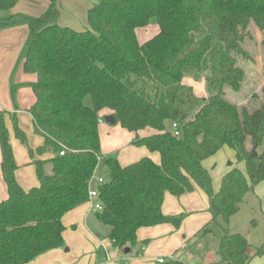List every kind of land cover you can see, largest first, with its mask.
Listing matches in <instances>:
<instances>
[{
  "label": "trees",
  "instance_id": "trees-1",
  "mask_svg": "<svg viewBox=\"0 0 264 264\" xmlns=\"http://www.w3.org/2000/svg\"><path fill=\"white\" fill-rule=\"evenodd\" d=\"M18 2L0 0V12ZM57 17L56 0H50L37 17L0 18V27H28L22 68L36 81L30 84L35 101L27 111L43 139L30 148L12 116L15 136L27 145L38 180L24 190L15 178L6 111L0 110V167L8 195L0 202V264H26L63 248L62 218L87 202L89 180L98 167L104 182L95 188L102 208L94 218L105 228L101 238L114 248L132 247L141 227H178L182 215L161 211L164 195L178 197L197 186L206 193L211 214L201 235H219L221 264H249L248 242L231 233L228 222L245 195L264 180V99L249 109L224 96L226 87L237 92L244 81L238 62L250 59L244 48L253 38L250 25L264 34V0H98L81 31L59 25ZM151 23L158 25V33L139 43L136 30ZM186 75L204 76L205 97L182 83ZM128 77L135 82L127 83ZM162 93L165 102L159 105ZM102 110L134 134L154 130L146 137L136 135L131 144L158 152L160 163L142 158L122 167L116 153L103 154ZM224 145L244 163L246 175L230 169L215 192L202 161ZM46 153L53 156L36 158ZM255 255L264 256V244Z\"/></svg>",
  "mask_w": 264,
  "mask_h": 264
},
{
  "label": "crops",
  "instance_id": "crops-1",
  "mask_svg": "<svg viewBox=\"0 0 264 264\" xmlns=\"http://www.w3.org/2000/svg\"><path fill=\"white\" fill-rule=\"evenodd\" d=\"M96 2L98 0H56L57 23L77 31L86 29L87 12ZM49 5L50 0H19L13 9L1 12L0 18L15 14L37 17L44 13ZM158 31L157 24L139 28L136 30L137 40L143 43L156 35ZM28 32L26 24L0 27V110L6 111L5 123L17 165L15 178L24 190L38 185V180L36 182L31 175L29 177L24 175L26 171L27 173L30 171L27 170L29 168L26 170L24 168L28 165L31 166L35 175L34 166L29 160L27 145L31 148L37 144L36 147H38L43 141L42 137L34 132L33 120L27 111L35 101L30 84L36 81V75L25 73L22 68ZM134 82L130 78L129 83ZM182 83L190 86L198 97L207 95L204 76L196 80L186 75ZM12 85H14L13 90ZM90 104V100L87 99L86 105L90 106ZM106 115H109L106 110L98 114V119L103 120L102 123H98L103 154L116 153L122 167L142 158H149L156 164L160 163L158 152H151L144 146L131 144L136 135L140 138L146 137L154 134V130L144 129L134 134L121 127L109 128L111 125H107L103 119ZM12 116L16 118L18 127L25 133L27 145L15 136ZM105 125L108 128H105ZM52 156V153H46L36 158L47 159ZM202 166L209 172L215 192L220 188L222 177L230 169L237 167L246 175L244 163L238 162L234 150L226 145L204 159ZM95 185L94 183L93 186ZM7 196L0 167V202ZM208 208V197L197 186L191 192L178 197L165 193L161 211L164 215H182L180 225L175 227L164 223L139 228L136 232V243L129 248L128 253H125L124 249L114 248L110 241L101 238L100 231L104 232L105 228L94 218V211L90 203L86 202L72 209L62 218L65 246L51 250L26 264H160L157 261L159 258L167 259L164 264H221L216 255L219 238L215 239V243H212L210 239L208 242L210 247L207 248L205 239L213 235L211 233L203 237L201 235L202 228L211 219ZM246 219L250 225L246 223L239 226V220L244 223ZM228 229L231 233L241 234L247 240L249 264H264V256L255 255V249L264 244V180L245 195L239 210L230 217ZM99 249L102 250L100 256L97 255Z\"/></svg>",
  "mask_w": 264,
  "mask_h": 264
},
{
  "label": "rangeland",
  "instance_id": "rangeland-1",
  "mask_svg": "<svg viewBox=\"0 0 264 264\" xmlns=\"http://www.w3.org/2000/svg\"><path fill=\"white\" fill-rule=\"evenodd\" d=\"M1 13V12H0ZM150 26H156V23H151ZM249 31L252 34L253 38L251 40H246L244 43V48L248 51L250 59L244 60L239 59L238 65L243 69L244 71V81L242 83L241 89L239 91H233L229 87L225 88V99H227L230 102H235L241 105L246 106L249 109H253L260 105V103L264 99V50L262 47V41L264 40V34L260 32L257 28H255L252 24L249 27ZM206 38H202L201 41H204ZM203 66L207 67V59L204 58L203 60ZM127 83L130 82V77L126 80ZM165 102L164 100V94L162 93L158 99L159 105H163ZM167 125L170 127L171 124L168 122ZM104 127V126H103ZM120 128L119 125L114 124L109 126V128ZM105 128H108L105 125ZM109 133V131H107ZM108 136V134H107ZM37 146V144H35ZM39 145V144H38ZM36 146L31 147L33 150ZM25 170H30L29 173L27 171L24 173L25 177L32 176L33 179L36 180L33 170L31 169V166H25ZM32 173V174H31ZM102 172L100 168L98 169V172L96 176H101ZM246 219L243 223L242 220H239V226L244 225L247 223V225H250V222H247ZM253 224V223H251ZM251 227V226H250ZM103 229V228H102ZM100 233H103L100 231ZM213 237L209 239H205V246L207 248L210 247V243H208L211 239L212 243H215V239L219 238V235L217 233L212 234ZM205 236L202 234V237ZM98 242V241H97ZM217 242V241H216ZM99 248V247H98ZM97 255H102V250L99 249ZM86 254V253H83ZM81 256V255H80ZM98 256V257H99Z\"/></svg>",
  "mask_w": 264,
  "mask_h": 264
},
{
  "label": "built area",
  "instance_id": "built-area-1",
  "mask_svg": "<svg viewBox=\"0 0 264 264\" xmlns=\"http://www.w3.org/2000/svg\"><path fill=\"white\" fill-rule=\"evenodd\" d=\"M102 122H103V120L99 118L98 119V123H102ZM172 132L174 133V135H176V136L178 135L177 124L176 123L172 124ZM59 154L63 155V151H61ZM95 174L89 180L88 200H87V202L90 203L91 208H92L93 211H99V210H101L102 206H101V203L99 201H97L98 191L93 186V184L94 183L95 184L103 183L104 182V177L103 176H98L97 177ZM157 261L160 264H164V263L167 262V259L166 258H159Z\"/></svg>",
  "mask_w": 264,
  "mask_h": 264
},
{
  "label": "water",
  "instance_id": "water-1",
  "mask_svg": "<svg viewBox=\"0 0 264 264\" xmlns=\"http://www.w3.org/2000/svg\"><path fill=\"white\" fill-rule=\"evenodd\" d=\"M104 122L107 124V125H114L115 124V120H114V118H113V116L112 115H106V116H104ZM130 251V249L129 248H125L124 249V252L125 253H128Z\"/></svg>",
  "mask_w": 264,
  "mask_h": 264
}]
</instances>
